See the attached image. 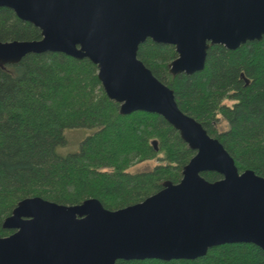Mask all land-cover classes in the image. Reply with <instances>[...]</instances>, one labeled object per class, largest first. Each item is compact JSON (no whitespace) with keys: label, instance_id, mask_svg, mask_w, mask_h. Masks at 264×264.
<instances>
[{"label":"water","instance_id":"95a60500","mask_svg":"<svg viewBox=\"0 0 264 264\" xmlns=\"http://www.w3.org/2000/svg\"><path fill=\"white\" fill-rule=\"evenodd\" d=\"M0 6L42 31L38 39L0 40V65L32 52L87 57L121 112L161 114L195 150L180 181L167 179L143 200L116 209L97 197L76 204L21 199L3 222L14 231L0 235V264L194 259L232 242L264 249V175L240 171L221 140L180 107L174 89L138 56L151 38L176 46L171 73L200 71L211 44L235 49L264 37V0H0ZM209 170L222 177L207 179L202 172Z\"/></svg>","mask_w":264,"mask_h":264},{"label":"trees","instance_id":"16d2710c","mask_svg":"<svg viewBox=\"0 0 264 264\" xmlns=\"http://www.w3.org/2000/svg\"><path fill=\"white\" fill-rule=\"evenodd\" d=\"M41 29L0 6V40L38 39ZM138 56L174 89L180 107L202 122L234 157L240 171L264 175V37L235 49L211 44L205 67L174 75L176 46L148 38ZM98 65L60 51L32 52L0 65V235L14 229L3 222L18 202L39 195L76 204L97 197L116 209L143 200L181 180L195 150L157 112L123 113L107 94ZM226 128L219 126L220 120ZM94 131L77 151L62 154L65 129ZM153 140L157 141L155 145ZM157 159L147 170L130 167ZM209 180L222 177L203 171ZM117 264H264V249L253 242L221 243L194 259H118Z\"/></svg>","mask_w":264,"mask_h":264},{"label":"rangeland","instance_id":"374dc122","mask_svg":"<svg viewBox=\"0 0 264 264\" xmlns=\"http://www.w3.org/2000/svg\"><path fill=\"white\" fill-rule=\"evenodd\" d=\"M219 126L221 128L227 127V122L221 118L219 122ZM94 131L93 128L90 127H74L65 129V135L67 138V142L61 144L57 147V150L62 154H67L69 152L77 151L80 148L82 140L90 133ZM157 159H149L141 162H137L133 164L130 169L132 171H142L152 168Z\"/></svg>","mask_w":264,"mask_h":264}]
</instances>
